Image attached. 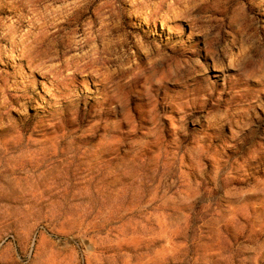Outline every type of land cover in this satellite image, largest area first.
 I'll return each mask as SVG.
<instances>
[{"label": "rangeland", "instance_id": "obj_1", "mask_svg": "<svg viewBox=\"0 0 264 264\" xmlns=\"http://www.w3.org/2000/svg\"><path fill=\"white\" fill-rule=\"evenodd\" d=\"M0 264H264V0H0Z\"/></svg>", "mask_w": 264, "mask_h": 264}, {"label": "bare ground", "instance_id": "obj_2", "mask_svg": "<svg viewBox=\"0 0 264 264\" xmlns=\"http://www.w3.org/2000/svg\"><path fill=\"white\" fill-rule=\"evenodd\" d=\"M32 3H34V2H32ZM29 6V5H28ZM80 7V6H79ZM20 8H21V6H20ZM29 10V9H28ZM19 11V10H18ZM36 11V10H35ZM50 12V11H49ZM41 14V13H40ZM49 14V13H48ZM44 15V14H43ZM30 16V15H29ZM28 16V17H29ZM38 16V15H37ZM31 17V16H30ZM75 17V16H74ZM9 19V18H8ZM20 20V19H19ZM6 21V20H5ZM50 21V20H49ZM45 22V21H44ZM46 24V23H45ZM40 25V24H39ZM13 26V25H12ZM10 29V28H9ZM15 29V28H14ZM39 29V28H38ZM45 29V28H44ZM37 30V29H36ZM38 32V31H37ZM4 33V32H3ZM30 33V32H29ZM49 33V32H48ZM15 35V34H14ZM28 35V34H27ZM12 36V35H11ZM48 36V35H47ZM8 38V37H7ZM10 38V37H9ZM13 38H14V36H13ZM44 38V37H43ZM86 38V37H85ZM6 39V38H5ZM12 40V39H11ZM32 40V39H31ZM41 40H43V39H41ZM20 41V40H19ZM36 41V40H35ZM29 42V41H28ZM27 43V42H26ZM34 43V42H33ZM35 43H37V42H35ZM39 43V42H38ZM16 44V43H15ZM40 45V44H39ZM16 46V45H15ZM35 46H36V44H35ZM34 49H35V47H34ZM46 49V48H45ZM46 51V50H45ZM24 52V51H23ZM91 53V52H90ZM32 54V53H31ZM35 54H36V52H35ZM48 54H50V53H48ZM56 54V53H55ZM21 55V54H20ZM34 55V54H33ZM67 55V54H66ZM42 56H45V55H42ZM46 56H47V54H46ZM88 56V55H87ZM70 57V56H69ZM45 58V57H44ZM54 58V57H53ZM52 58V59H53ZM103 58V57H102ZM43 59V58H42ZM50 59V58H49ZM64 59V58H63ZM66 59V58H65ZM69 59V58H68ZM72 59V58H71ZM74 59V58H73ZM47 61V60H46ZM95 61V60H94ZM93 61V62H94ZM35 62H37V61H35ZM41 62V61H40ZM63 62V61H62ZM71 62V61H70ZM73 63V62H72ZM99 63V62H98ZM37 64V63H36ZM42 64V63H41ZM39 65V64H38ZM53 65V64H52ZM84 65V64H83ZM34 66V65H33ZM36 66V65H35ZM43 67V66H42ZM78 67V66H77ZM76 67V68H77ZM50 68H51V66H50ZM68 68V67H67ZM56 72V71H55Z\"/></svg>", "mask_w": 264, "mask_h": 264}]
</instances>
